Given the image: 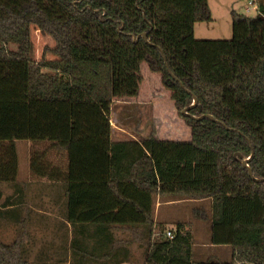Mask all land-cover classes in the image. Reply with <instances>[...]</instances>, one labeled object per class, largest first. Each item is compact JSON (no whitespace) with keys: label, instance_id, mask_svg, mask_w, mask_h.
<instances>
[{"label":"trees","instance_id":"trees-1","mask_svg":"<svg viewBox=\"0 0 264 264\" xmlns=\"http://www.w3.org/2000/svg\"><path fill=\"white\" fill-rule=\"evenodd\" d=\"M231 19L230 39H197L208 0H0V182L17 178L16 140L47 141L55 157L33 147L31 172L70 180L71 223L143 226L145 264H264V180L249 172L264 179L263 5ZM123 101L153 104L147 140H111ZM157 196L210 199L193 214L232 259L195 258L182 223L152 238ZM21 245L0 242V264H29Z\"/></svg>","mask_w":264,"mask_h":264},{"label":"crops","instance_id":"crops-1","mask_svg":"<svg viewBox=\"0 0 264 264\" xmlns=\"http://www.w3.org/2000/svg\"><path fill=\"white\" fill-rule=\"evenodd\" d=\"M261 3L264 8V0H258L257 5ZM154 120V106L150 102L114 103L110 120L111 140L115 143H141L153 134ZM163 122L164 119L159 118L158 123ZM15 144L18 155L17 178L0 182V196L3 200L0 203L2 244H13L15 240L22 242L21 247L29 264H145L147 247L140 242L144 237L143 226L71 223L67 203V185L70 180L48 179L46 176L36 178L31 172L32 148L47 150L50 158L55 157L56 151L50 148L51 143L45 141L35 144L30 140H16ZM129 145H124L123 150L132 149ZM82 168V175L90 174L88 163ZM80 179L83 180L76 181H87V178ZM177 203L210 204L211 200L157 196L154 201L152 238L162 234L165 226H174L175 223L167 217L168 210L164 207ZM177 223H182L192 233L193 242L195 239L203 241L198 245L194 243L195 258L212 257L213 253L203 255L207 253V247H212L217 248V257L232 259V246L211 244L208 220H195L192 224L177 220Z\"/></svg>","mask_w":264,"mask_h":264},{"label":"rangeland","instance_id":"rangeland-1","mask_svg":"<svg viewBox=\"0 0 264 264\" xmlns=\"http://www.w3.org/2000/svg\"><path fill=\"white\" fill-rule=\"evenodd\" d=\"M249 0H208L209 7L211 9L213 20L209 22H197L195 26V37L197 39H230L232 37V19L231 12L232 10H237V12L244 14L249 17H254L258 14L256 7H252L250 11H247L245 8L248 5ZM258 3V0H256ZM150 109V108H149ZM150 111V110H149ZM155 125V120H154ZM156 126V125H155ZM3 200L0 196V203ZM206 207L210 211V204L207 203H177L172 204L171 206H165L164 209L167 211V217L173 221L174 226H165L166 229H176V221H182L186 224H192L195 222L196 217L193 214L194 208ZM201 220V219H200ZM204 221V220H203ZM206 221V220H205ZM203 242L201 240H194L195 244ZM208 242V241H204ZM230 248V246H228ZM210 248V249H209ZM197 249V248H195ZM207 253L204 252L203 255L212 254L213 259H220L222 261H229L230 257L220 258L219 252L216 254L217 248L207 247ZM205 259V258H204Z\"/></svg>","mask_w":264,"mask_h":264},{"label":"water","instance_id":"water-1","mask_svg":"<svg viewBox=\"0 0 264 264\" xmlns=\"http://www.w3.org/2000/svg\"><path fill=\"white\" fill-rule=\"evenodd\" d=\"M143 37H144V39H145L147 42H149V41H148V38H147V33H144V34H143ZM197 101H198V99L195 97V101H194V103L191 105V107L194 106V105H196ZM191 107L186 108V109L183 111V113H184V114H187V113H188V110H189ZM209 116H210V118L213 119V116H212V115H209ZM201 117H202V116H201ZM201 117H199V118H201ZM252 157H253V154H252L250 157L244 159V161H243L244 165H246V166L249 167V165H248V161H249ZM249 172H250V175L252 176V178H253L254 180H256V181H263V180H264V179H257V178H255V177L253 176V174H252V170H251L250 167H249Z\"/></svg>","mask_w":264,"mask_h":264},{"label":"built area","instance_id":"built-area-1","mask_svg":"<svg viewBox=\"0 0 264 264\" xmlns=\"http://www.w3.org/2000/svg\"><path fill=\"white\" fill-rule=\"evenodd\" d=\"M252 7H256V9L258 8V5L255 2V0H249L248 7L246 8V10L250 11ZM166 234H167L168 237H171V238L174 236V233H173L172 229L167 230Z\"/></svg>","mask_w":264,"mask_h":264}]
</instances>
